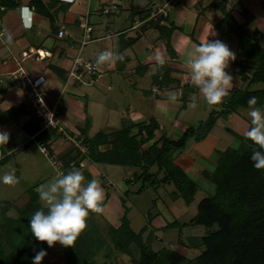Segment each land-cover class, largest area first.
Listing matches in <instances>:
<instances>
[{"label":"trees","instance_id":"obj_1","mask_svg":"<svg viewBox=\"0 0 264 264\" xmlns=\"http://www.w3.org/2000/svg\"><path fill=\"white\" fill-rule=\"evenodd\" d=\"M236 1L234 0L231 7L228 6V0H212L211 3L224 13L222 22L226 26L224 31L233 32L239 39L237 52L238 58L242 59L239 73L242 80L248 81V87L233 88L229 91V96L219 105L220 109L211 110L208 121L200 124L204 123L207 132L209 125L212 128L220 116L236 112L239 107H250L247 104L249 97H256L255 106L264 110V46L261 44L260 32L250 31L247 25L253 19L251 14L248 15L247 9L242 10V16L246 18L244 23L239 24L234 20L231 10L233 7L237 8L239 2ZM20 3L19 0H0V7L13 9ZM27 5L35 12L49 17L53 22L51 13L43 0H29ZM239 10L241 13V9ZM172 23L168 27L159 28L161 34L167 38L168 48H170V34L173 29H176ZM138 39L139 36H135L121 43L120 51L123 52L132 47ZM53 70L58 72L56 68ZM61 77L63 81H66L67 74ZM165 78H159L157 75L153 77V81L164 86L168 83ZM173 82L176 87L180 86L178 80ZM254 83H261V88L248 89ZM185 90L186 88H183V93ZM122 120L119 129L109 132L99 130L91 136L89 117H86L83 128H77L78 135L67 128H61L59 120L56 119L57 126L49 129L41 128L37 134V140L48 148L54 160L61 163L59 168L65 173L72 168H78L89 177L91 172L79 167L83 160L98 166L107 164L129 167L135 170L133 179L140 182V186L134 193L140 194L148 188L164 187L167 190L169 188V195L173 200L180 199L187 205L192 204L199 185L179 165L177 159L186 149L189 137L197 133L200 125L197 128L188 126L176 139L163 133L154 141L155 132L161 129L155 117L138 121L122 117ZM63 132L68 133L69 136L81 138L88 146L87 151L82 152L83 150L80 151L75 146L76 155H72L71 150L55 156L50 148V142L47 144V141L51 137L62 136ZM150 141L153 142L145 146ZM240 141L238 147L229 146L219 153L211 176V182L215 186L214 194L199 201L196 214L187 222L179 223L173 220L165 227V230H168L170 227L178 226L181 230L187 226H203L205 235L190 236L187 238V245L183 244L186 249L199 250L196 256L189 258L164 245L155 250L152 247L156 241L153 233L149 234L147 240L143 237V233L151 224H146L139 232H136L128 218L129 207H124L122 203L124 213L118 226L109 223L101 211L89 212L87 218L95 220V227L92 230L83 229L72 246H63L64 264H97L95 252L102 243L95 239V230L100 232L107 230L115 247L131 256L133 255L131 247L134 246L138 253L135 259L137 264H264V168H254L250 160L252 151L259 146L250 139L246 142ZM7 159L9 157L0 160V166L4 165ZM153 168H157V171L153 172ZM136 170L142 173L139 175ZM133 179L129 178L127 183H133ZM105 202L106 199L101 201L102 207ZM7 204L8 207L0 204V264H28L36 251L42 247L45 250L49 248L46 242L35 239L28 225L29 218L36 210L47 211V208L41 207L37 200L31 198L21 209H18V216L13 218L6 216L11 203L7 202ZM148 218L152 221V216ZM6 244L11 251L7 250ZM105 256H108V253Z\"/></svg>","mask_w":264,"mask_h":264},{"label":"crops","instance_id":"obj_2","mask_svg":"<svg viewBox=\"0 0 264 264\" xmlns=\"http://www.w3.org/2000/svg\"><path fill=\"white\" fill-rule=\"evenodd\" d=\"M19 1L20 5L13 9L0 7V50L5 49L7 53L6 57L0 58V83L3 82V85L0 84L2 112L15 109L24 102L29 103L24 84L15 78L20 74L31 79L47 106H53L52 110L58 108L60 117L65 116L68 122L73 121L77 110L74 105L87 94L82 91L85 84L74 79L69 80V73L76 60L96 62L97 57L83 55L82 47L89 44L92 45L93 53L108 50L123 57L112 63L98 64L101 71L92 76L95 78V84L92 85H101L103 76L110 73L112 78L110 77L108 83L111 87L108 88L109 91H115L117 88L120 93L121 85H127L143 96L153 94V114L149 117L143 116L138 108L136 112L142 115L139 120L155 117L161 130H167V135L172 129L183 133L187 128L186 126L182 129V125L178 124V115L181 109L188 110L193 98L196 100L197 109H206V113H210L212 109H220L219 105L222 103L207 104L198 87L190 80V69L186 60L195 55L196 44L206 39H220L235 53V59L230 61L226 69L233 76L228 94L232 88L243 89L248 84V81L242 80L239 73V65L242 62L237 52L239 39L233 32L224 31V13L212 6V0H43L53 22L49 17L29 7V0ZM237 1L239 4L237 8L233 7L231 15L237 23L242 24L246 20L242 16V10L247 9L248 15L253 17L247 25L250 31L260 32L261 44L264 46V0ZM233 3L234 0H228L229 7L233 6ZM108 9L110 11L106 12ZM171 22L176 29L170 34L168 48L167 38L161 34L159 28L168 27ZM85 26L91 27L89 33L86 32ZM62 27L64 36L58 38L57 32ZM213 32L215 35H212ZM135 36H139L138 41L121 52V43ZM156 52L163 58V64L157 63ZM63 74H67L66 81L62 80ZM157 75L159 78L167 76L168 83L160 86L158 82H154L153 77ZM92 78L84 77L86 81ZM174 80H178L180 86L176 87ZM237 83L239 86H236ZM183 88H186L184 93ZM259 88L261 86L255 89ZM169 92L176 93V99L173 101L176 102L175 107L171 106ZM50 94L55 96L53 101L49 97ZM251 107L253 106L241 107L242 111L230 113L228 123H240L243 127V123L250 122L248 112ZM7 117L11 118H3ZM4 122L7 121L1 120L0 116V130L9 133V141L5 146L9 149V154L5 156L9 157L7 162L18 159L31 142L39 146L38 132L30 131L28 126L25 127L24 121L12 125ZM59 123L61 128H64L65 124L62 121ZM190 147V142L187 141L186 149L177 159L179 165L187 172L192 170L190 167L194 156H199L194 151V155L191 154ZM199 162L206 165L204 161Z\"/></svg>","mask_w":264,"mask_h":264},{"label":"rangeland","instance_id":"obj_3","mask_svg":"<svg viewBox=\"0 0 264 264\" xmlns=\"http://www.w3.org/2000/svg\"><path fill=\"white\" fill-rule=\"evenodd\" d=\"M105 11L108 12L110 10L108 9ZM91 47V44L82 47L84 49L83 55L97 57L99 53H93ZM6 55V50L1 49L0 58H4ZM110 77V73H107L105 77L103 76L101 85H92L95 82L93 81L95 78L89 79L88 81L84 79L85 82L82 83L85 84V86H82V91L87 95L86 97L83 96L82 100L78 99V103L74 105L78 111L75 109L76 112L74 113L75 115L71 122H68L65 116L60 117V115H58L59 110L55 107L56 109L53 111V114H48L46 117V120H50L51 118H53V120L49 122L46 121V123L43 119L41 120L37 116L33 106L25 102L22 105H17V108L15 109L5 112L0 111L1 120L7 121L4 123L10 125H12V123L17 124L24 121L25 127L28 126L30 131L39 132L44 126H46L47 129L56 127L57 118V120L62 121V123L65 124V129L67 128L74 132L75 135H78L77 128H83L86 117H89L91 123L90 135L93 136L99 130L109 132L119 129L123 122L122 117H125V119L128 120L131 118L132 120L138 121L142 115H139V113L136 112L137 108L141 111L143 116L145 115L149 117L153 114V94L148 95V97L143 96L138 93L135 88H128L129 86L127 85H121L122 89L121 92L119 91L120 93H118L117 88L115 91H109L111 88L108 84ZM71 79L72 78L69 80ZM0 84L3 85V82ZM236 86H239L238 83ZM257 86L260 87L261 83H254L250 85L248 89H255ZM247 87L248 85L245 86V88ZM53 95L54 94L49 95L52 101L55 97ZM228 96L229 94L227 97ZM171 103L172 107L176 106V102L171 100ZM48 107L52 109L53 106L50 107L48 105ZM238 110L242 111L241 107H239ZM185 111L181 109L178 115V124L182 125V129H185L186 126H194L197 128L202 122H207L210 116V113H206V109L200 111L197 109L196 105H192L191 103H189L188 110ZM4 116H11V118H3ZM227 119H229L228 114L220 116L212 128L209 125L210 128L208 132L203 123L200 125V127L204 126L201 136L199 138L195 137L200 129L199 127L197 133L194 136H190L188 139L191 146V154L194 152L199 154L197 157L194 156L193 160L190 159L193 161V164L190 167L192 170H190L188 174L199 185L195 200L190 205H187L180 199L176 201L173 200L169 195V188L168 190L164 187H159L158 189L148 188L140 194L134 193V191L140 186V182L133 179V172H135L134 169L119 165L105 164L98 166L96 164H88L83 160L81 162L83 164L80 163L79 167L84 170L87 169L86 171H89L92 174L88 177L84 172L82 173L84 176V183L96 179L103 191V200L105 201L106 199L105 205L101 210V214L104 218L112 225L118 226L124 213V207H129L128 218L131 222V227L136 232H139L146 224H151L143 233V237L147 240L149 234L153 233L156 241L152 244V247L155 250L164 245L189 258L196 256L199 253V250H189L184 248V245H187V238L190 236L201 237L205 235V228L203 226H187L181 230L178 226L170 227L168 230H165V227L168 224L170 225L173 220H177L179 223L187 222L190 217H193L196 214L199 201L215 192V186L211 182V176L216 166L219 153L229 146L238 147L241 142L240 140H243L244 142L249 140V138L245 136V132L250 126V122L243 123V128L240 126V123L238 125L236 123H228ZM177 130L178 129H172V132L168 133V136L174 139L178 138L182 132H178ZM133 131L136 132V130ZM161 131V129H158L155 132L156 139H154V141L160 138L163 133H166L167 130ZM152 142L153 141H150L145 146H149ZM47 144L51 145L50 148H52L51 150L55 156L60 153L65 154L71 150L72 155H76V147L80 151L83 150L82 152H85L88 149V146L83 143L81 138H77V136H69L66 132H63L62 136L51 137L50 140L47 141ZM43 147L42 143L38 146L37 143L31 142L28 148L18 156V159L14 158L15 160L13 159L6 162L5 165L0 167V174L14 168L15 175L17 176L15 184L9 185L0 183V204L5 207L7 205L8 207L7 202L11 203L6 211V216L16 218L18 216V209H21L31 198L37 200L41 207L46 208L44 203L38 198L40 185L65 173L56 166L61 165V163L54 160L51 157L53 155L50 156L48 148L45 147L46 149H41ZM199 160L204 161L206 165L204 166ZM15 162H17V164H15ZM152 171L156 172L157 168H153ZM136 172L139 175L142 173L140 170H136ZM129 178H132L134 182L127 183ZM130 189L132 193H130L131 191L129 192ZM126 192L128 193L125 194ZM122 197H124V199H122ZM122 203L124 204V207ZM148 216H152V221H149ZM94 221L95 220L92 218H86V227L84 229L92 230V228L95 227ZM94 237L97 242L102 243L97 252H95V261L97 264H137L135 259L138 257V253L134 246L131 247L133 252V255L131 256L115 247L107 230L105 232L95 230ZM160 239L162 241H160ZM5 246L8 251H11V248L8 247L7 244ZM62 249V245L58 242L54 243L52 247L46 249L47 255L42 259L40 264H64ZM106 253H108V256H105ZM28 264H32V261Z\"/></svg>","mask_w":264,"mask_h":264},{"label":"clouds","instance_id":"obj_4","mask_svg":"<svg viewBox=\"0 0 264 264\" xmlns=\"http://www.w3.org/2000/svg\"><path fill=\"white\" fill-rule=\"evenodd\" d=\"M212 35H215L213 32ZM195 55L186 60L190 69V80L202 93L209 105L220 104L228 95L233 76L226 69L230 61L235 59V53L220 39H206L194 47ZM123 59L122 55L108 50L101 51L96 63H112ZM158 64H163L159 52L155 53ZM169 100L175 101L176 93H168ZM190 103L195 105L193 98ZM247 104L253 106L248 115L250 126L245 136L251 140L258 149L251 153L250 160L256 169L264 168V110L256 105V97H249ZM9 141V133L0 130V160L9 154L5 146ZM17 176L12 168L0 174V183L15 184ZM38 198L44 203L47 211L36 210L28 220L31 234L37 241H44L48 247L58 242L62 246H72L78 235L86 227V218L89 212H100L103 191L96 179L84 183V176L78 168H72L55 179L41 184ZM47 255L42 247L32 256V264H40Z\"/></svg>","mask_w":264,"mask_h":264},{"label":"built area","instance_id":"obj_5","mask_svg":"<svg viewBox=\"0 0 264 264\" xmlns=\"http://www.w3.org/2000/svg\"><path fill=\"white\" fill-rule=\"evenodd\" d=\"M85 30L87 33H89L91 31V27L85 26ZM64 33L65 31L64 28L62 27L61 29L58 30L57 37L62 38L64 36ZM99 72H100L99 65L96 62H91V61L81 62L76 60L75 64L72 66V70L70 71L69 76L74 80L84 82L85 76H90L92 78V76L97 75ZM15 78L24 84L25 94L27 96L29 104L33 106L37 116L43 119L44 122L52 121L53 118H51L50 120H46L47 119L46 117L48 114L52 115L54 110L50 109L45 103V101L40 97L41 94L36 90L31 79L27 75L21 76L20 74ZM27 87H29L30 89H28ZM42 129H47V127L44 126V128ZM41 149H46V148L44 146Z\"/></svg>","mask_w":264,"mask_h":264},{"label":"water","instance_id":"obj_6","mask_svg":"<svg viewBox=\"0 0 264 264\" xmlns=\"http://www.w3.org/2000/svg\"><path fill=\"white\" fill-rule=\"evenodd\" d=\"M203 130H204V126L200 127V129H199V131H198V133L196 134L195 137H196V138H199V137L201 136Z\"/></svg>","mask_w":264,"mask_h":264}]
</instances>
